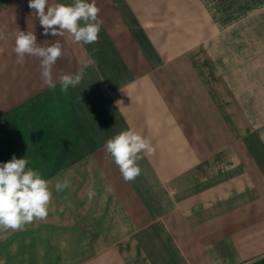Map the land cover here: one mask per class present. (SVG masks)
Returning a JSON list of instances; mask_svg holds the SVG:
<instances>
[{
  "label": "crops",
  "instance_id": "obj_1",
  "mask_svg": "<svg viewBox=\"0 0 264 264\" xmlns=\"http://www.w3.org/2000/svg\"><path fill=\"white\" fill-rule=\"evenodd\" d=\"M28 3L0 0V165L26 158L52 200L0 231V264H264V0H96L92 44L43 35ZM18 30L61 43L55 89ZM129 129L155 148L133 182L104 148Z\"/></svg>",
  "mask_w": 264,
  "mask_h": 264
},
{
  "label": "clouds",
  "instance_id": "obj_2",
  "mask_svg": "<svg viewBox=\"0 0 264 264\" xmlns=\"http://www.w3.org/2000/svg\"><path fill=\"white\" fill-rule=\"evenodd\" d=\"M28 7L36 12L45 36L51 34L63 37L67 32L75 43L92 44L99 40L103 21L98 18L101 9L97 7L96 0L91 3L87 0H74L71 5H49L48 0H29ZM4 38L3 32L0 31V39ZM13 50L18 57V63H23L26 55L38 58L43 84L49 89L56 88L53 67L64 55L59 41L47 46L39 45L34 32L18 30ZM87 66L88 63H85L75 74L60 75V91L66 94L70 87L78 86L84 78V69ZM104 148L118 166L125 182L135 181L142 171L138 161L142 160L144 155L151 156L155 153L151 142L134 129L122 131L114 138L108 139ZM28 163L26 158L17 159L13 155L10 161L0 165V231L22 230L34 220L47 218L52 200L51 182L43 179L39 171L28 167ZM70 185L68 178L57 177L55 191L63 192ZM95 196L94 190L87 192L89 202Z\"/></svg>",
  "mask_w": 264,
  "mask_h": 264
},
{
  "label": "rangeland",
  "instance_id": "obj_3",
  "mask_svg": "<svg viewBox=\"0 0 264 264\" xmlns=\"http://www.w3.org/2000/svg\"><path fill=\"white\" fill-rule=\"evenodd\" d=\"M3 55H4V53H1V54H0V59L3 58ZM3 70H4L3 68H0V71H3ZM1 74L3 75V72H1Z\"/></svg>",
  "mask_w": 264,
  "mask_h": 264
}]
</instances>
